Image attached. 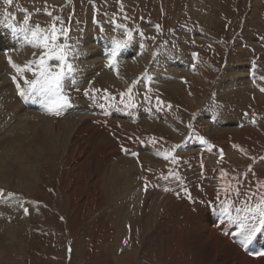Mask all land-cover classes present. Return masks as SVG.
Wrapping results in <instances>:
<instances>
[{
  "label": "rangeland",
  "instance_id": "rangeland-1",
  "mask_svg": "<svg viewBox=\"0 0 264 264\" xmlns=\"http://www.w3.org/2000/svg\"><path fill=\"white\" fill-rule=\"evenodd\" d=\"M0 25L22 43L15 40L16 49L0 52V99L10 88L5 100L18 106L17 112L10 113L12 128H7V140L17 132L32 131L23 126L36 121L54 132L33 143L32 151L39 152L22 167V173L34 172L35 180L19 187L15 175L0 187L8 198H16L0 207V264H123L127 257L122 256L134 250L138 254L134 264L150 263L153 260L144 256L143 244L153 243L145 236H153L162 223L173 218L180 206L174 209L170 205L178 202L184 209L181 216L189 219L201 207L206 209L205 202L208 207L223 209L241 230L256 223L249 218L240 227L245 215L250 217L246 209L255 208L264 197V98L260 99L264 97V0H0ZM37 25L46 30L53 25L63 28L58 43L68 46L67 63L72 71L65 69L62 89L70 106L60 108L59 115L48 111L55 94L29 91L28 82L37 77L12 66L24 68L45 54L31 43V31ZM127 31L133 34L131 41L117 48V41L128 40ZM99 42L109 44L106 53L101 48L96 51ZM49 63L54 70L63 66L56 60ZM236 66L245 71L240 75L244 80L241 91L234 89L238 83L223 87ZM129 88L134 106L120 103L121 93ZM157 100L162 101L159 106ZM7 103L0 104V118L4 111L9 112ZM235 106L246 109L247 117H235V123L224 121ZM88 117L105 120L101 126L109 134L105 145L115 148H99L101 142L82 135V143L89 137L98 150L84 145L89 149L84 155L87 163L79 170L83 158H77L73 164L79 175L76 183L69 184L66 160L79 151L74 149L75 136L64 142L58 140L59 134L71 131L76 123L84 128ZM6 134L5 126L0 125V137ZM231 150L241 160L230 155ZM164 152L173 153L176 163L171 156L163 159ZM89 174L92 182L84 179ZM92 186L101 198L110 191L113 200L110 196L103 204L93 201ZM180 191L181 200L174 199ZM131 192L136 195L133 200L126 197ZM126 201L133 203L132 208L125 206ZM165 207L171 210L162 213ZM118 215L130 216L122 233ZM7 227H13V235ZM262 233L264 229L257 231L250 244L251 249L257 245L255 250H244L254 257V264H264ZM226 236L235 239L229 231ZM244 239L246 236L235 242L243 246ZM187 252L183 264L209 261V257ZM168 259L171 262V256ZM168 259L153 262L167 264Z\"/></svg>",
  "mask_w": 264,
  "mask_h": 264
},
{
  "label": "bare ground",
  "instance_id": "bare-ground-1",
  "mask_svg": "<svg viewBox=\"0 0 264 264\" xmlns=\"http://www.w3.org/2000/svg\"><path fill=\"white\" fill-rule=\"evenodd\" d=\"M22 36V35H20ZM15 40H17V42L21 43V39L20 37H13L10 33H8V31L2 27L0 25V52H7V51H11V49H16L15 46ZM93 42V40H92ZM98 42V41H97ZM99 46L96 48V51L99 50L101 48V50L106 53L108 50V46L109 44L107 43H101L99 42ZM22 44V43H21ZM25 44V43H24ZM106 49H105V48ZM9 73V71H8ZM261 73V72H260ZM244 74L245 75V71L243 69H241L240 67L236 66L234 69H232V71L230 72V74L228 75L227 79L228 81H225L224 86L223 87H228L230 85L236 84V83H243L244 80H240V75ZM6 75V74H5ZM256 78H260L259 75L256 76ZM234 80V81H233ZM6 80H3L2 82H4ZM1 83V82H0ZM2 86V85H1ZM13 87V86H12ZM10 91V88L4 93V95L1 99H0V104H2V106H4L7 103V99L9 98V94L8 92ZM13 91V90H12ZM15 92V91H14ZM12 96V95H11ZM17 99L19 98L16 93L14 95ZM25 97V96H24ZM14 98V97H13ZM14 98V99H16ZM26 98L24 99V101H26ZM264 97H260V99H262ZM6 99V100H5ZM16 99V100H17ZM21 99V98H20ZM257 99V98H256ZM4 100L6 102H4ZM15 100V101H16ZM258 100V99H257ZM20 101V100H19ZM262 101V100H261ZM1 106V107H2ZM6 108L9 112L4 111V116L0 118V125L5 126V134L7 133V128L8 126L10 128H12V126L9 124V120H10V113L11 112H17L16 110L18 109V106L16 105L15 102L12 103H7ZM39 112V111H38ZM35 115V113H32ZM26 116V115H25ZM36 116V115H35ZM229 116V115H228ZM226 118V119H225ZM224 121H228V122H233L235 121V118L233 117H225ZM240 119V118H239ZM96 120V118H92V117H88L87 118V123L85 124V127L83 128L81 124L76 123L70 130L71 131H62L59 134V141H64L66 142L67 139L69 140L72 136L74 137V141L73 143L76 145V147L74 148L76 151H79L76 155L73 156L72 159H67L66 160V164H69V172H70V180L68 181L69 184L71 183H76V179L78 177L79 174L75 173V169H76V165H74L73 163L76 162V160H78V157H82L83 158V162L82 165H79V170H84V165H86L87 160H85V153H87L89 151V149L93 150L92 148H96L97 145L92 146L91 140L88 137L87 139H89V141L86 143L87 145H89V149L87 150L84 145V143L81 142V138L85 139L82 137V135H90L92 136L95 140H98L99 142H101V145H99V148L102 147L105 150L110 148V150H114V145L109 144L108 146L105 145V141L109 138H107L109 136V134L101 127L103 123H105V120ZM238 121V120H236ZM9 124V125H8ZM39 121L36 122H31V124H29L28 126H23L27 129H30L32 131H24L21 134H18V132L14 135V137H8L7 140V135L9 134V132L4 136L0 137V151L1 149L8 145L7 147H5V149H3V151L0 153V184L2 186H0L1 188H3L4 186H6L5 184H7L11 178V176H15L18 179L17 185L19 187H23L26 184H28L31 181V178H33V180H35V178L37 177L34 172H30V174H25L22 173L23 169L22 167L25 165L26 161H32L33 158L35 157V155L39 152V150H33V143L36 142L37 143V139L39 138H44L46 135H50L51 133H53L54 136V132L53 130H51L50 128H43V124L38 126ZM100 126V127H99ZM9 128V129H10ZM51 131L50 133L48 131ZM59 129L56 130V132H58ZM30 139H32V141H29ZM111 139V138H110ZM112 141V139H111ZM233 142V140H231ZM41 142V141H40ZM211 142V141H210ZM218 142V141H217ZM227 142V141H224ZM125 143V142H124ZM127 143V142H126ZM125 143V144H126ZM235 143V142H234ZM221 145H223L222 143H220ZM236 144H239V142H236ZM197 145V144H196ZM117 146V145H116ZM216 146V145H215ZM78 147L80 148L78 150ZM221 147V146H220ZM98 148V147H97ZM96 148V149H97ZM223 148V147H222ZM225 148V147H224ZM230 149V147H228ZM27 149H30V151H28ZM95 149V150H96ZM148 149V148H147ZM199 149V148H198ZM197 149V150H198ZM221 149V148H219ZM227 149V148H226ZM81 150L83 151V154H81ZM98 150V149H97ZM204 150V149H203ZM217 150V149H216ZM186 151V150H185ZM199 151V150H198ZM225 151V150H224ZM93 152V151H92ZM107 152V151H106ZM105 152V153H106ZM110 152V151H109ZM183 152V151H182ZM203 152V151H202ZM206 152V150H205ZM102 153V152H101ZM133 153V152H132ZM184 153V152H183ZM193 153V152H191ZM207 153V152H206ZM228 153H230V155L233 153L234 154V158L236 160H241V157H238L237 155H235V151H229ZM227 153V154H228ZM94 154V153H93ZM197 154V153H196ZM195 154V155H196ZM210 154V153H209ZM238 154V153H236ZM185 155V154H184ZM103 156V155H102ZM113 156V155H112ZM120 156V155H119ZM193 156V155H192ZM107 157V156H106ZM224 157V156H223ZM110 158V157H109ZM197 158V157H196ZM225 158V157H224ZM98 159V158H97ZM140 159V158H139ZM144 159V158H143ZM234 159V160H235ZM103 160V158H102ZM145 160V159H144ZM100 161V160H99ZM98 161V162H99ZM147 161V160H145ZM201 161V160H200ZM227 161V160H226ZM232 161V160H231ZM96 164V166H98L99 164ZM215 162V161H214ZM213 162V163H214ZM79 163V162H78ZM204 163V161H203ZM234 163H236L234 161ZM105 164V163H104ZM108 164V163H107ZM126 164H131V163H126ZM183 164V163H182ZM218 164V163H216ZM112 165V164H111ZM189 165V164H188ZM212 165V164H211ZM106 166V164H105ZM185 166V164H184ZM191 166V165H190ZM196 166V165H194ZM219 166V165H218ZM224 166V165H223ZM226 166V165H225ZM228 166V165H227ZM238 166V165H237ZM206 167V166H205ZM209 167V166H208ZM108 169H112L111 166L108 165L107 167ZM130 170L134 171V167L130 166L129 167ZM228 168V167H227ZM150 169V168H149ZM205 169V168H204ZM219 169V168H218ZM224 169V168H223ZM231 169V168H230ZM246 169V168H245ZM19 170V171H17ZM104 170V169H103ZM198 170V169H197ZM201 170V169H200ZM241 170V169H240ZM243 170V169H242ZM247 170V169H246ZM17 171V172H16ZM86 171V168H85ZM192 171V170H191ZM219 171V170H218ZM222 171V170H221ZM151 172V171H150ZM189 172V171H188ZM194 172V171H193ZM242 172V171H241ZM191 173V172H190ZM204 173V172H203ZM210 173V172H209ZM208 173V174H209ZM240 173V172H238ZM237 173V175H238ZM247 172H245L246 174ZM192 174V173H191ZM198 174V173H197ZM225 174V171H223V175ZM228 174V172H227ZM252 174V173H251ZM199 175V174H198ZM214 175V174H213ZM222 175V176H223ZM229 175V174H228ZM227 175V176H228ZM236 175V174H235ZM91 174H89V177L87 176L85 179L86 180H90L92 182V180L90 179ZM202 176V175H201ZM206 177V175H205ZM216 177V176H215ZM245 177V175H244ZM251 177V176H250ZM138 178V177H137ZM136 178V179H137ZM240 178V176H239ZM248 178V177H247ZM144 179V178H143ZM236 179V178H235ZM251 179V178H250ZM145 180V179H144ZM208 180V179H207ZM216 180V179H215ZM223 180V179H222ZM233 180V179H232ZM244 179H240V181H242ZM152 181V180H151ZM234 181V180H233ZM236 181V180H235ZM250 181V180H249ZM88 182V181H87ZM144 182V181H143ZM211 182V181H210ZM215 182V181H214ZM223 182V181H222ZM237 182V181H236ZM243 182V181H242ZM251 182V181H250ZM257 182V181H256ZM89 183V182H88ZM94 183V182H93ZM142 183V182H141ZM247 183V182H246ZM149 184V183H148ZM154 184V183H153ZM203 184V183H202ZM211 184V183H210ZM208 184V185H210ZM213 184V183H212ZM237 184V183H236ZM241 184V183H240ZM239 184V185H240ZM248 184V183H247ZM246 184V185H247ZM234 185V184H233ZM245 185V186H246ZM204 186V185H203ZM214 186V185H213ZM238 186V185H237ZM242 186V184H241ZM241 186H239L238 188H240ZM244 186V185H243ZM93 187V190L91 192V198L92 200H98V204H103L104 199H109L111 196V192L108 191L107 194L105 196L100 195L99 190H97L96 188ZM0 188V207L1 206H8L9 205V201H13L16 198H8L7 195L4 194L3 189ZM204 188V187H203ZM212 188V187H211ZM210 188V189H211ZM214 188V187H213ZM216 188V187H215ZM232 188V187H231ZM244 188V187H243ZM242 188V189H243ZM89 189V188H88ZM179 189V188H178ZM230 189V188H229ZM234 189V188H233ZM246 189V188H244ZM243 189V190H244ZM130 189H128L129 191ZM142 190V189H141ZM154 190V189H153ZM152 190V191H153ZM235 190V189H234ZM127 191V192H128ZM204 191V190H203ZM237 191V190H236ZM139 192V191H138ZM243 192V191H242ZM125 193V191H124ZM162 193V192H161ZM176 193V192H175ZM221 193V192H220ZM137 194V193H136ZM157 194V193H156ZM115 195V194H113ZM138 195V194H137ZM140 195V194H139ZM159 195V194H158ZM161 195V194H160ZM180 195L182 196V191L179 192V194H176L174 197H177L180 199ZM201 195V194H200ZM221 195V194H220ZM219 195V196H220ZM243 196V194H241ZM246 195V194H245ZM183 196L185 197L184 193ZM223 196V195H222ZM221 196V197H222ZM252 196V195H251ZM128 199H132L134 197H136L134 192H131L129 195L126 196ZM148 197V196H147ZM155 197V196H154ZM168 197V196H167ZM170 197V196H169ZM225 197V196H224ZM227 197V196H226ZM240 197V196H239ZM112 198V196H111ZM159 198V196H158ZM182 198V197H181ZM220 198V197H219ZM149 199V198H148ZM175 199V198H174ZM113 200V198H112ZM126 200V198H125ZM137 200V199H135ZM163 200V199H162ZM181 200V199H180ZM186 200V198H185ZM184 200V201H185ZM226 200V198H225ZM118 201V200H117ZM121 201H124L123 197L121 199ZM147 201V199H146ZM156 201V200H155ZM159 201V200H158ZM157 201V202H158ZM175 200H172L170 198V202L174 203ZM183 201V202H184ZM188 201V200H187ZM195 201V200H194ZM143 202V201H142ZM149 202V201H147ZM164 202V200H163ZM182 202V201H181ZM132 203V202H131ZM136 203V202H135ZM140 203V202H139ZM145 204H147L146 202H144ZM154 203V202H153ZM152 203V204H153ZM185 203V202H184ZM22 204V203H21ZM133 204V203H132ZM132 204L127 203L125 206L127 207H131ZM138 204V202H137ZM205 208L203 209V207H201V210L199 209V211H197L192 217L191 219H189V216L187 215H183L181 216L182 210L184 211L183 207H181V204H179V202L175 205H170V207L176 209V206L178 207V205L180 206L178 209H176L173 213L174 216L173 218L165 221L164 223H162L163 225L156 230L152 235H146L145 238H149L150 239V243H153L151 246H148L146 244H143L144 248L143 250L145 252H143L144 256L149 257L151 260L154 261V259L156 258H164V259H168L170 256L172 258L171 262L168 260L165 261V263L167 264H183L182 261V256H186L183 255L185 253H188L187 250L189 251V254L191 253L192 255H200V256H205V257H209V261H206V264H254V262L252 261V259L254 258L253 256L248 255V253L246 254V250H255L257 245H254L253 249L250 248V244L253 243L255 241V236L256 233L253 234V236L248 239L247 243H244L243 246H239L241 245V242L239 241V245H237V243L235 242V239L237 240L239 237L241 238H245V236L247 235V230H241L238 227V224H233V221L228 220L227 216L223 213V209H216V205L212 206L213 208H211L210 206L208 207L209 203H205ZM216 204H218V201L216 202ZM95 205V202L94 204ZM183 205V204H182ZM200 205V204H199ZM202 205V204H201ZM136 206V209L138 207V205H133V207ZM157 206V205H156ZM220 206V205H219ZM169 207V206H168ZM186 207V206H185ZM132 208V207H131ZM130 208V209H131ZM140 208V207H139ZM138 208V209H139ZM148 208V207H147ZM153 208V207H151ZM151 208L149 207V209L151 210ZM155 208V207H154ZM146 210V209H145ZM160 210V208H159ZM163 212H166L168 210V208H164L162 209ZM135 211V210H134ZM153 211V209H152ZM158 211V208H157ZM138 213L139 210L137 211ZM124 213V212H123ZM159 213H161L159 211ZM158 213V214H159ZM198 213V216H197ZM225 215L223 216L222 215ZM136 214V213H135ZM156 214V211H155ZM157 214V215H158ZM161 214L160 216L162 217ZM167 215V214H166ZM125 216V213H124ZM136 217V216H135ZM159 217V216H158ZM167 217V216H166ZM213 218V220H211V218ZM129 217H123L121 215H118V219H119V228H120V223H122V228L120 229V232L122 233L123 231L125 232V228H126V223L128 222L127 219H129ZM132 218V217H131ZM165 218V217H164ZM116 219V217H115ZM133 219V218H132ZM136 220V218H134ZM138 219V218H137ZM158 219V218H157ZM160 219V218H159ZM158 219V220H159ZM127 220V221H126ZM155 221V219H154ZM190 221V222H189ZM131 222V221H130ZM163 222V221H162ZM132 223V222H131ZM131 223H129V225H131ZM232 223V224H231ZM118 224V223H117ZM133 225V224H132ZM131 225V226H132ZM130 226V227H131ZM146 225H143V227ZM160 226V225H159ZM158 226V227H159ZM248 226V225H247ZM134 227V226H133ZM157 227V226H156ZM241 227V226H240ZM249 227V226H248ZM136 229V228H135ZM7 230L10 231V234L13 235V227H7ZM134 230V229H133ZM141 230V229H140ZM131 231V230H130ZM148 231V230H147ZM150 231V230H149ZM227 231H229L230 233H233V235L235 236V239H233V237H227ZM234 232H237V234H235ZM143 234V232H142ZM229 234V233H228ZM117 236V235H115ZM143 236V235H142ZM262 236H264V233H262ZM117 240V239H116ZM148 240V239H147ZM261 243V242H260ZM110 245V244H109ZM113 245V244H112ZM120 245V243H118V246ZM189 246V247H182V246ZM112 247V246H111ZM113 248V247H112ZM191 248V250H190ZM120 249V246H119ZM116 249V250H119ZM246 249V250H245ZM134 250V249H133ZM244 250L246 252H244ZM192 251V252H191ZM179 252V253H178ZM254 252V251H253ZM123 254V253H122ZM180 254V256H179ZM262 253L259 252L258 255H261ZM115 255V253H114ZM137 253L134 251H132L131 253H125L124 256L122 257H127L126 260H124L123 264H134L137 260ZM141 255V254H140ZM192 255H190L191 257H193ZM142 256V255H141ZM189 256V255H188ZM188 256H186L188 258ZM144 257V258H146ZM252 257V259H251ZM257 257V256H256ZM142 258V257H141ZM107 259V258H105ZM199 259H201V257H199ZM123 260V259H122ZM150 260V261H151ZM191 261V258L187 259ZM256 260V259H255ZM150 262L147 263L146 261L141 262L142 264H158L160 263V261L158 263L156 262ZM162 261V260H161ZM119 262V261H118ZM188 263V262H187ZM184 261V264H187ZM121 264V263H120Z\"/></svg>",
  "mask_w": 264,
  "mask_h": 264
},
{
  "label": "snow or ice",
  "instance_id": "snow-or-ice-1",
  "mask_svg": "<svg viewBox=\"0 0 264 264\" xmlns=\"http://www.w3.org/2000/svg\"><path fill=\"white\" fill-rule=\"evenodd\" d=\"M25 26L28 25V20L24 21ZM63 32V28H58L57 26L53 25L50 29H41L39 25L36 26L35 30L31 31V43L36 48L44 49L45 54L41 55L38 59L34 61H29L28 64L24 68H19L17 65L13 64L12 66L16 68L18 72H31L37 79L28 82L29 83V91L35 89H41L47 91L49 93L55 94L56 99L52 100L48 105V111L50 113L59 115V109L64 106H70V100L67 96L63 94L62 89V80L66 75L65 69L67 71H72V65L67 63V48L66 44L58 43L60 39V34ZM127 41H117L116 46L117 48H121L126 46L128 42L132 39V32L127 31ZM115 55V53H113ZM51 60L59 61L62 67L57 70H54L49 63ZM9 63H12L9 60ZM118 74V72H117ZM27 82V81H26ZM132 89L129 88L127 93H121L122 99L120 100L121 104L125 106H134L133 97L131 95ZM25 93L22 91L21 95ZM87 94V93H86ZM127 97V99H123V97ZM108 99H115L114 97H107ZM162 101L157 100V105L159 106ZM101 107L103 108L104 105L102 104ZM171 108V105H168ZM202 143H207L203 137L199 138ZM178 147V146H174ZM135 155V154H133ZM163 159L168 160L171 156L173 158V163H176V159L173 153L164 152ZM167 190V189H166ZM247 212L250 213L249 215H245L244 222L241 224V228L245 227V224L249 220V218L256 221L248 227L246 239L242 241V243H247L248 239H250L253 234L257 231L264 229V197H262L261 202L252 209H246Z\"/></svg>",
  "mask_w": 264,
  "mask_h": 264
},
{
  "label": "crops",
  "instance_id": "crops-1",
  "mask_svg": "<svg viewBox=\"0 0 264 264\" xmlns=\"http://www.w3.org/2000/svg\"><path fill=\"white\" fill-rule=\"evenodd\" d=\"M241 88H242V86H241V84L240 83H238V85H237V87L236 88H234V89H237V90H240L241 91ZM258 91V90H257ZM213 104H211V103H209V106L211 107ZM201 106H203V101H202V103H201ZM225 107H226V105L224 104L223 105V108L225 109ZM234 110V112L231 114V115H229V116H227V117H233V118H238V120H242V118L243 119H245L246 117H247V114H246V109H244V108H242V107H233L232 109H231V111H233ZM219 112L220 113H222V110L219 108ZM216 114H219L218 112H216ZM218 118H220V114H219V117ZM223 118H225V117H223ZM240 118V119H239ZM226 119V118H225ZM236 120V119H235ZM220 122V120L218 121V123ZM234 123H235V121H233Z\"/></svg>",
  "mask_w": 264,
  "mask_h": 264
}]
</instances>
